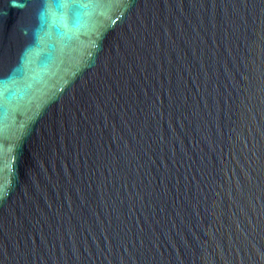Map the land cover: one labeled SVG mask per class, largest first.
<instances>
[{"label": "water", "instance_id": "water-1", "mask_svg": "<svg viewBox=\"0 0 264 264\" xmlns=\"http://www.w3.org/2000/svg\"><path fill=\"white\" fill-rule=\"evenodd\" d=\"M0 264H1V0H0Z\"/></svg>", "mask_w": 264, "mask_h": 264}, {"label": "snow or ice", "instance_id": "snow-or-ice-1", "mask_svg": "<svg viewBox=\"0 0 264 264\" xmlns=\"http://www.w3.org/2000/svg\"><path fill=\"white\" fill-rule=\"evenodd\" d=\"M84 6L80 0H59V7L64 8V7H74L77 6Z\"/></svg>", "mask_w": 264, "mask_h": 264}]
</instances>
